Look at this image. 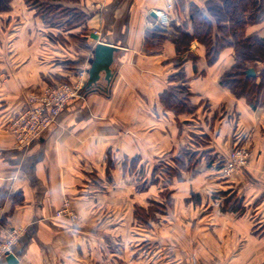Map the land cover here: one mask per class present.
I'll return each instance as SVG.
<instances>
[{"label":"crops","instance_id":"crops-1","mask_svg":"<svg viewBox=\"0 0 264 264\" xmlns=\"http://www.w3.org/2000/svg\"><path fill=\"white\" fill-rule=\"evenodd\" d=\"M208 1H54L86 16L67 26L46 24L26 0L0 10V239L5 228L22 229L18 264H264V103L253 108L221 84L234 48L213 64L197 41L184 56L170 38L146 48L154 28L191 32L192 7L207 14ZM169 3L163 28L153 13ZM253 33L264 37V20L248 27ZM98 42L118 49L111 80L101 73L89 86L87 74L58 123L17 148L7 127L28 95L88 73ZM183 88L189 109L162 102ZM238 145L250 150L249 165L224 177L219 163ZM140 172L150 182L142 191ZM65 198L77 219L59 214ZM153 202L163 211L138 220L135 209Z\"/></svg>","mask_w":264,"mask_h":264},{"label":"trees","instance_id":"trees-1","mask_svg":"<svg viewBox=\"0 0 264 264\" xmlns=\"http://www.w3.org/2000/svg\"><path fill=\"white\" fill-rule=\"evenodd\" d=\"M61 0H26L34 8L46 24L63 26L71 24L83 25L86 21L84 13L78 9L67 8L53 3ZM11 0H0V10L10 8ZM206 12L194 6L191 10L192 31L177 28L174 36H168L160 28H154L146 34V48L156 52L166 39H171L181 56L190 55V44L197 41L205 46L206 58L209 64L217 61L220 53L227 47H233L235 62L232 67L221 76V84L236 97L244 98L247 103L256 108L264 103V37L257 33L247 34L250 25L264 20V0H210L206 3ZM85 30V29H84ZM83 47V40L77 41ZM177 65H181L183 58L178 57ZM68 65V63H64ZM258 69V75H248V69ZM182 70V69H181ZM180 76L182 72L180 71ZM86 86V85H85ZM179 96L165 92L161 96L162 102L172 110L178 112L189 109L187 90L183 88ZM187 100V101H186ZM191 109V108H190ZM223 161L219 163L222 167ZM167 172V171H164ZM150 182L143 180L137 189L145 190ZM166 203L169 201L165 196ZM22 195L14 196V203L22 201ZM232 196L227 201L231 200ZM235 206L240 204L236 200ZM163 207L153 202L148 208L138 206L135 215L138 220L148 222L155 218L156 212H162ZM5 220L0 219L3 224ZM15 251V250H14Z\"/></svg>","mask_w":264,"mask_h":264},{"label":"built area","instance_id":"built-area-1","mask_svg":"<svg viewBox=\"0 0 264 264\" xmlns=\"http://www.w3.org/2000/svg\"><path fill=\"white\" fill-rule=\"evenodd\" d=\"M173 3H169L165 10L156 11L158 23L163 28L171 25ZM87 71L77 74L76 81H59L45 85L38 91L28 95L24 106L8 123L7 130L14 135L16 147L26 150L36 142L51 125L58 123L62 110L83 91L87 79ZM251 158L248 147L238 145L224 158L221 172L224 177H231L236 171L245 168ZM61 216L73 220L78 214L72 208L69 198H65L63 207L59 211ZM23 234L20 228H5L4 236L0 239V260L9 254H14V247Z\"/></svg>","mask_w":264,"mask_h":264},{"label":"water","instance_id":"water-1","mask_svg":"<svg viewBox=\"0 0 264 264\" xmlns=\"http://www.w3.org/2000/svg\"><path fill=\"white\" fill-rule=\"evenodd\" d=\"M156 16V12L153 13ZM91 37L98 40V35L91 34ZM118 49L114 46L108 45L103 42H98L93 49V58L91 59V66L88 70L89 78L87 85L92 86L98 83L101 77V73H104L106 81H110L113 76L112 66L115 60L114 54ZM248 75L254 76L256 71L254 68H250L247 71ZM6 261L9 264H18V258L16 254H9L6 256Z\"/></svg>","mask_w":264,"mask_h":264},{"label":"rangeland","instance_id":"rangeland-1","mask_svg":"<svg viewBox=\"0 0 264 264\" xmlns=\"http://www.w3.org/2000/svg\"><path fill=\"white\" fill-rule=\"evenodd\" d=\"M158 167H159V170L160 171H162V172H164V171H168V168H169V166L168 165H166V163L165 162H158ZM156 165V166H157ZM249 165V164H248ZM159 170H157L158 172H160ZM144 176V175H143ZM143 176H142V173L140 172V183L143 181Z\"/></svg>","mask_w":264,"mask_h":264}]
</instances>
